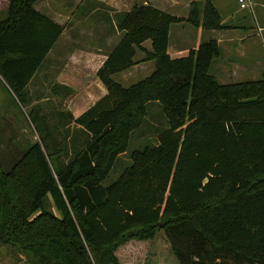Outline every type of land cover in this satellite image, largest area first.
<instances>
[{
    "label": "trees",
    "instance_id": "1",
    "mask_svg": "<svg viewBox=\"0 0 264 264\" xmlns=\"http://www.w3.org/2000/svg\"><path fill=\"white\" fill-rule=\"evenodd\" d=\"M37 1L9 0L0 19V77L24 108L65 30ZM187 20L226 27L210 0L194 2ZM181 21L151 4L119 12L122 36L97 72L107 94L78 118L32 107L39 142L0 163V245L33 264H122L120 248L163 232L179 264H264V75L220 83L210 74L220 52L214 40L172 58L169 31ZM139 50L154 69L126 87L114 75L139 63ZM151 102L161 104L168 128L103 186ZM49 195L60 217L47 209Z\"/></svg>",
    "mask_w": 264,
    "mask_h": 264
},
{
    "label": "rangeland",
    "instance_id": "2",
    "mask_svg": "<svg viewBox=\"0 0 264 264\" xmlns=\"http://www.w3.org/2000/svg\"><path fill=\"white\" fill-rule=\"evenodd\" d=\"M8 5L9 0H0V19L6 18ZM35 7L66 26L65 38L72 35L78 39L73 42L68 41L69 39L58 41L50 51L47 62L39 69L29 87L32 107L39 105L43 109L42 113L45 111L67 113L66 92L64 90L56 92L53 89L55 85H61L56 77L61 59L72 55L83 58L88 52H109L122 36L121 32L112 29L111 24L114 26L116 15L119 12H124V0H38ZM94 9L96 10L94 11ZM109 18L111 24L108 22ZM105 34L110 38L106 42L107 44H102L100 40L101 37L106 36ZM144 56L145 54L141 55L138 52L136 60L140 61ZM154 65L152 61L149 68L140 69L130 79L129 77L124 78V71L115 74L114 78L128 87L147 77L153 71ZM94 68L96 67H93V70ZM85 69L87 68L82 65L81 70ZM98 80V76L94 75L92 71L81 72V77L78 79L80 88L77 92L83 91V85L93 84L94 81H97L92 91L94 92L99 86ZM100 95L95 91L89 97L91 100H96ZM32 107L24 108L20 105L0 77V163L4 164L6 161L11 162L21 158L32 144L39 142L40 138L28 117ZM167 128L161 104L158 102L149 103L148 117L145 123L132 134L128 151L119 157L110 176L103 182V186L108 187L118 180L131 164L133 152L157 146L159 134ZM71 129H73L72 126ZM62 139V135L58 137V141ZM46 206L49 211L60 217L50 195L47 197ZM117 255L122 264H179L171 254L170 246L163 232H160L154 241L131 242L129 247L120 248ZM0 264L33 263L13 247L0 245Z\"/></svg>",
    "mask_w": 264,
    "mask_h": 264
},
{
    "label": "crops",
    "instance_id": "3",
    "mask_svg": "<svg viewBox=\"0 0 264 264\" xmlns=\"http://www.w3.org/2000/svg\"><path fill=\"white\" fill-rule=\"evenodd\" d=\"M206 1L124 0V12L129 11L135 4H151L164 12L183 18V21L174 23L170 27L168 52L172 58L187 56L191 50H197L202 43L210 40L216 41L220 52L212 61L210 74L222 84L227 85L261 79L264 75V0H250L251 5L245 7H242L239 0H210L219 10L222 24L226 26L221 29H206L202 23L194 25L187 20L193 3L199 2L203 4ZM87 11L90 12V10ZM54 20L56 21V19ZM108 22L111 24L110 18ZM113 25L111 24L112 29L118 31L115 22ZM66 31L67 28L65 26V30L58 41L61 42L63 39H69L68 41L71 42L78 40L72 35L65 38ZM106 36L101 37L100 41L102 44H107L106 42H108L110 37ZM142 45L147 50L152 48L151 40L145 41ZM111 50L107 53H101V51L96 53L88 52L86 57L84 56L83 58L72 55L61 59L56 77L61 85L72 89V93H69V95L65 93V104L68 112L75 118L80 117L94 106L101 97L107 94V89L100 79L98 80L99 86L95 91L101 95L96 100H91L89 95L95 93V91H92L97 81H94L93 84H85L83 87L80 85L83 91L77 92V90L80 88L78 79L81 77V72L92 71L94 75H97L99 68L104 64ZM138 52L144 55L142 50ZM49 55L45 62H47ZM151 63L152 60L140 61L124 71V78L129 77L130 79L140 69L149 68ZM82 65L89 71L87 69L81 70ZM93 67L96 68L93 70ZM129 245L125 247H129Z\"/></svg>",
    "mask_w": 264,
    "mask_h": 264
},
{
    "label": "built area",
    "instance_id": "4",
    "mask_svg": "<svg viewBox=\"0 0 264 264\" xmlns=\"http://www.w3.org/2000/svg\"><path fill=\"white\" fill-rule=\"evenodd\" d=\"M242 7H245V6H248V5H251L250 3V0H239Z\"/></svg>",
    "mask_w": 264,
    "mask_h": 264
}]
</instances>
